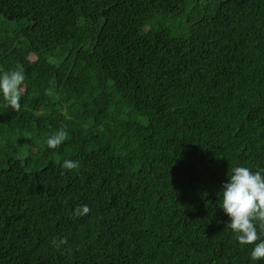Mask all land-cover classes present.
Listing matches in <instances>:
<instances>
[{
    "label": "trees",
    "instance_id": "trees-1",
    "mask_svg": "<svg viewBox=\"0 0 264 264\" xmlns=\"http://www.w3.org/2000/svg\"><path fill=\"white\" fill-rule=\"evenodd\" d=\"M18 64L0 264H264L219 194L232 167L264 169V0H0V75Z\"/></svg>",
    "mask_w": 264,
    "mask_h": 264
},
{
    "label": "clouds",
    "instance_id": "clouds-1",
    "mask_svg": "<svg viewBox=\"0 0 264 264\" xmlns=\"http://www.w3.org/2000/svg\"><path fill=\"white\" fill-rule=\"evenodd\" d=\"M25 81L23 65L0 75V94L5 101V107L19 112L20 99L24 92L22 85ZM46 94L51 96L52 89ZM68 139L65 127L50 135L46 141L48 148L57 149ZM59 163V161H58ZM61 167L65 170H76L79 162L64 160ZM63 174V173H62ZM228 182L222 185L220 207L230 217L226 228L234 233V239L243 247L254 245L250 253L253 261L264 260V240L260 239L257 227L264 233V169L255 172L244 166L232 167L228 172ZM91 211L87 205L78 206L73 212L74 217H82ZM259 241V242H258ZM52 244L57 249L67 244L66 238H54Z\"/></svg>",
    "mask_w": 264,
    "mask_h": 264
},
{
    "label": "rangeland",
    "instance_id": "rangeland-1",
    "mask_svg": "<svg viewBox=\"0 0 264 264\" xmlns=\"http://www.w3.org/2000/svg\"><path fill=\"white\" fill-rule=\"evenodd\" d=\"M156 22L163 25L164 27L170 28V31L173 32V34H184V31L180 28V22L178 19H174L169 16H158L156 19ZM34 56L31 57V60H34Z\"/></svg>",
    "mask_w": 264,
    "mask_h": 264
}]
</instances>
